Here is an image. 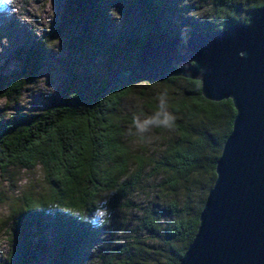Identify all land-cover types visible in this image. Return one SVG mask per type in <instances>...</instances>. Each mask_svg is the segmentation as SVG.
Here are the masks:
<instances>
[{
	"label": "trees",
	"instance_id": "trees-1",
	"mask_svg": "<svg viewBox=\"0 0 264 264\" xmlns=\"http://www.w3.org/2000/svg\"><path fill=\"white\" fill-rule=\"evenodd\" d=\"M139 1L144 18L133 19L123 37L135 50L145 41L158 44L188 35L203 36L246 22L264 4V0H209L211 21L184 20L180 24L164 16L169 7L164 0ZM74 3L83 14L100 0ZM91 38L98 53L113 56L118 50L117 42L106 36ZM25 74L24 69L10 79L0 78L4 95L17 97L26 83ZM177 80L181 84L171 95L168 87L163 91L166 98L160 109L150 106L156 118L161 109H168L171 125L178 124L177 136L166 141L159 158L129 150L123 129L126 119L117 114L122 99L141 80L113 88H108L112 79L104 80L93 88L50 98L39 113L0 117V177L11 183L15 170L39 168L45 185L44 190L28 188L10 201L9 228L5 230L8 250L0 264H34L38 254L43 256V264H84L85 244L94 228L90 216L97 209L98 196L109 192L107 206L111 209L125 204L127 192L137 185L147 166L151 173L163 175L157 187L172 197L162 208L145 207L138 225L168 244L169 248L156 249L161 252L152 264H178L196 232L205 200L194 197L206 196L213 184L215 162L235 111L230 99L204 98L197 80L177 76L157 82ZM136 261L126 255L116 262L103 259L100 264Z\"/></svg>",
	"mask_w": 264,
	"mask_h": 264
},
{
	"label": "rangeland",
	"instance_id": "rangeland-1",
	"mask_svg": "<svg viewBox=\"0 0 264 264\" xmlns=\"http://www.w3.org/2000/svg\"><path fill=\"white\" fill-rule=\"evenodd\" d=\"M74 2L0 0V78L10 79L25 69L27 79L17 97L6 96L0 90L1 118L39 113L50 103V98H61L85 85L93 88L112 79L123 64L132 62L135 49L123 37L133 19L144 18L140 1L100 0L96 7L83 14L77 11ZM164 2L169 6L164 16L171 22L211 21L209 0ZM91 35L116 41L118 50L113 56L98 53ZM153 82L139 81L132 85L120 102L117 114L126 119L123 129L129 150L159 158L166 141L177 136L178 124L171 125L168 109H161L160 117L156 118L150 106L160 109L163 91L168 87L171 95L181 82ZM133 170L131 165L130 171ZM162 179L161 173H151V166H147L137 185L127 192L126 203L113 209L107 206L109 192L98 196L97 209H105V214L95 215L96 209L90 216L94 228L85 244L84 264H100L106 258L116 262L126 255H131L137 264H152L161 252L156 249L169 248L154 233L138 225L145 207L162 208L172 197L157 187ZM28 188L45 189L39 168L15 170L11 183L0 177V262L8 250L5 230L9 228V203ZM196 196L195 200L205 197ZM45 236L48 237L47 232ZM43 260L42 254H38L34 264H43Z\"/></svg>",
	"mask_w": 264,
	"mask_h": 264
},
{
	"label": "water",
	"instance_id": "water-1",
	"mask_svg": "<svg viewBox=\"0 0 264 264\" xmlns=\"http://www.w3.org/2000/svg\"><path fill=\"white\" fill-rule=\"evenodd\" d=\"M118 71L108 88L180 76L199 81L208 100H231L215 179L178 264H264V4L210 34L145 41Z\"/></svg>",
	"mask_w": 264,
	"mask_h": 264
},
{
	"label": "clouds",
	"instance_id": "clouds-1",
	"mask_svg": "<svg viewBox=\"0 0 264 264\" xmlns=\"http://www.w3.org/2000/svg\"><path fill=\"white\" fill-rule=\"evenodd\" d=\"M104 214H105V209L103 208H98L95 212V215L101 216V217L104 216Z\"/></svg>",
	"mask_w": 264,
	"mask_h": 264
},
{
	"label": "bare ground",
	"instance_id": "bare-ground-1",
	"mask_svg": "<svg viewBox=\"0 0 264 264\" xmlns=\"http://www.w3.org/2000/svg\"><path fill=\"white\" fill-rule=\"evenodd\" d=\"M10 214V213H9Z\"/></svg>",
	"mask_w": 264,
	"mask_h": 264
}]
</instances>
